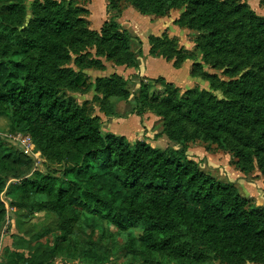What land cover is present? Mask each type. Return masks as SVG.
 I'll return each mask as SVG.
<instances>
[{
    "label": "trees",
    "instance_id": "obj_1",
    "mask_svg": "<svg viewBox=\"0 0 264 264\" xmlns=\"http://www.w3.org/2000/svg\"><path fill=\"white\" fill-rule=\"evenodd\" d=\"M25 1L0 0V117L61 171H32L28 156L0 140V223L6 216L1 194L16 180L22 196H44L54 213L74 223L104 222L127 233L131 245L161 259L153 264H264V206L249 204L231 182L215 180L187 154L193 141L215 145L242 174L256 168L264 175V72L239 66L264 61V16L246 0H105L108 18L93 31L82 18L87 10L74 15L64 1L34 0L26 20ZM127 7L161 18L179 11L173 25L195 32L202 63L217 62L228 79L203 72L193 52L166 32L147 37L148 55L175 69L192 61L190 77L201 76L224 99L198 88L180 92L162 77L140 79L133 94L129 80L115 73L95 79L104 117L120 118L117 101L129 103L123 118L152 112L163 119L159 136L170 148L103 133L88 103L70 96L82 76L60 65L70 59L69 42L81 46L76 52L94 47L98 60L87 69L104 70L103 59L139 70L142 42L118 22ZM54 243L63 247L65 240Z\"/></svg>",
    "mask_w": 264,
    "mask_h": 264
},
{
    "label": "rangeland",
    "instance_id": "obj_2",
    "mask_svg": "<svg viewBox=\"0 0 264 264\" xmlns=\"http://www.w3.org/2000/svg\"><path fill=\"white\" fill-rule=\"evenodd\" d=\"M33 1L34 0L25 1L26 20L30 18L29 8ZM55 1L70 3L72 9H74L72 12L74 15L78 14V12H75L77 9L87 10V12L82 14V18L85 23H89V29L91 6L93 5V9L96 13L100 10L98 4L93 0ZM246 1L256 15L264 16V0ZM136 14L141 16L138 13ZM141 17L152 18L154 22L153 26H148L145 28L147 29L145 31L142 27L140 28L137 26L133 20L130 21L131 25L129 27L125 24L121 26L132 36H136L134 32L137 35L140 34L141 37H136L139 38L141 42H145L149 34L159 35L162 32H166L169 37L175 39L178 46L193 52V62L201 63L203 72L215 74L221 80H228L227 77L222 74L223 68L219 67L217 62L209 64L202 63L201 55L193 48L194 41L197 38L195 32L173 26V23L166 21L169 17L161 18L143 15ZM107 18L106 15V19ZM119 19L118 22L120 21ZM65 47V51L70 59L65 62L61 61V68L73 70L75 73L82 76L78 89L71 92L70 96L76 99L80 104L87 102L93 115L100 113L98 100L95 101L94 99L96 96L94 93V88L96 86L94 82L96 78L115 73L129 80L130 83L127 85V88L130 94L136 91L140 79H147L146 77H139V74H134L132 71H127L126 68L123 69V66H121L122 69L118 68L120 66H114L112 62H105L103 59L102 62L105 66L104 70L87 69L92 60H98L97 57H95L94 47L90 44L87 46L90 48H86L82 51L80 50L79 52L75 51L81 47L77 44H70L67 42ZM79 56L81 57L78 58ZM76 58L78 59L76 60ZM80 60L82 64L78 65ZM99 61L101 62V59H99ZM44 62L46 65V56ZM166 64L167 65L158 63L150 65L148 71H150L151 74H155L156 77L160 76L165 78L166 82H172L179 88L180 92L198 88L210 91L217 99L225 98L220 90H210L209 84L203 81L201 76L193 79L190 77L189 66L191 67L192 61L186 62V65L182 66L179 70L173 68L169 63ZM239 66L254 69L258 72H264V61L261 60H243L239 63ZM242 71L243 70H239V73H242ZM131 77H133V79H130ZM152 87L155 90H161V85L159 84L151 83V89ZM114 106L118 115L122 118L130 111L128 102L117 101ZM144 115L145 120L144 123H142L143 131L140 130L143 135H138V137H142L148 144L150 143L146 140L151 142L155 141V143L152 144L153 147L156 148L165 149L172 147L173 144L164 136H159L163 119L148 111H146ZM19 136L26 137L27 135L14 131L8 117L1 116V141L24 154L28 151L31 155L29 158L33 162L32 171H38L42 174H60V164L49 161L46 156L33 146L31 139L29 141V148L27 145L22 144L19 141ZM187 146L188 156L195 162H198L201 171L209 174L220 182H231L237 188L240 196L247 200L249 204L264 206V175L256 168L244 175L233 166L234 160L231 155L217 149L215 145L193 141L188 143ZM193 148L200 149V155H198V153H193ZM18 184L19 182L16 180H9L5 190L1 194V200L6 207V216L3 222L0 223V264H153L156 261L161 262L160 258L149 256L136 245H131V243L128 242L129 237L127 233L119 232L104 222H95L92 224V222L87 223L83 221L82 218H79V220L74 223L70 221L67 216L54 213L50 206V202L44 196H33L31 194L22 196V190L16 188ZM139 234L140 230L137 229L133 231L134 237H137ZM56 238L65 240L63 247L59 245L55 247L54 240ZM246 264L261 263L248 262Z\"/></svg>",
    "mask_w": 264,
    "mask_h": 264
},
{
    "label": "crops",
    "instance_id": "obj_3",
    "mask_svg": "<svg viewBox=\"0 0 264 264\" xmlns=\"http://www.w3.org/2000/svg\"><path fill=\"white\" fill-rule=\"evenodd\" d=\"M93 1L98 4V6L100 7V10L98 11V13H96L95 10L93 9V5L91 6L90 18H89L90 29L93 31H99L103 22L106 20V2H105V0H93ZM136 13H138V12L135 11L131 7H127L125 9H123L121 16H120V19H119L120 24L121 25L125 24L126 26L129 27L131 25L130 21L133 20L137 26H139L140 28L142 27L143 29H145L151 25L153 26L154 22H153L152 18H147V17L144 18V17H141L142 15L138 16ZM178 15H179V11H172L167 16L169 18L165 17V18H167L166 21H170L172 23L178 17ZM149 17H152V16H149ZM146 30L147 29H145V31ZM134 35L141 37L140 34L137 35L135 32H134ZM149 35H152V34H149ZM149 35H147V36H149ZM142 38H144V37H142ZM145 38H146V36H145ZM145 42H146V44H145ZM145 42L144 41L142 42V47H141L142 54H143V58H142L143 62H142V66L140 67V69L134 70L131 68H129V69L126 68V70L132 71V73H134V74H139V77H141V78L146 77L147 79H154V78H157L156 75L151 74V72L148 71L150 69L149 68L150 65H155L158 63H164L165 65H167L166 63H169L172 66V63L166 62L161 58L150 57L148 55L149 46L147 43V38H146ZM186 62H188V61H186ZM186 62H184L178 68V70L182 66H185ZM118 68L122 69L121 66ZM189 68H190V66H189ZM123 69H125V68H123ZM189 71H190V69H189ZM170 83H172V82H170ZM96 115L101 119V122H102L101 130L103 133H111L114 135H123L124 137H126V139L130 143H132V141H135V140H143L142 137H138V135H140V136L143 135L142 132H140V130L143 131L142 123H144L145 115H143L142 117L131 115L127 118L120 117V118H111V119L104 117V115L101 113L96 114ZM146 141L149 142L150 143L149 145H152V146H153L152 143H155V141H152V142L148 141V140H146ZM192 151H193V153H198V155H200L199 153L201 152L200 149H196V148H193ZM194 151H197V152H194ZM227 182H229V181H227Z\"/></svg>",
    "mask_w": 264,
    "mask_h": 264
},
{
    "label": "built area",
    "instance_id": "obj_4",
    "mask_svg": "<svg viewBox=\"0 0 264 264\" xmlns=\"http://www.w3.org/2000/svg\"><path fill=\"white\" fill-rule=\"evenodd\" d=\"M19 141L24 144V145H27V147L29 148V144H30V138L28 136L26 137H22V136H19ZM26 152V151H25ZM27 153V154H26ZM25 153V155H27L28 157H31V155L28 153V151Z\"/></svg>",
    "mask_w": 264,
    "mask_h": 264
}]
</instances>
